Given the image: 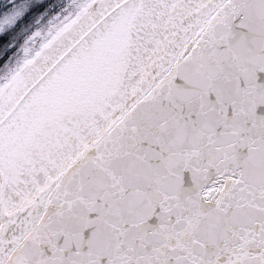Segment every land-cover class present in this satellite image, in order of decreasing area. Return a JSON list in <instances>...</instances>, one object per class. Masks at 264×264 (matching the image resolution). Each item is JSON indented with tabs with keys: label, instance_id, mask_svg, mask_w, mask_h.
I'll use <instances>...</instances> for the list:
<instances>
[{
	"label": "snow or ice",
	"instance_id": "snow-or-ice-1",
	"mask_svg": "<svg viewBox=\"0 0 264 264\" xmlns=\"http://www.w3.org/2000/svg\"><path fill=\"white\" fill-rule=\"evenodd\" d=\"M0 264H264V0H0Z\"/></svg>",
	"mask_w": 264,
	"mask_h": 264
}]
</instances>
